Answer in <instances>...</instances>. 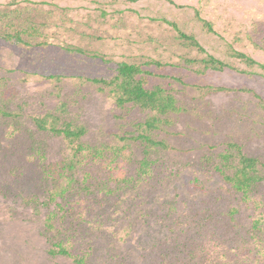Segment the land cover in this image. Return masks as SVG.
Segmentation results:
<instances>
[{
    "label": "rangeland",
    "instance_id": "rangeland-1",
    "mask_svg": "<svg viewBox=\"0 0 264 264\" xmlns=\"http://www.w3.org/2000/svg\"><path fill=\"white\" fill-rule=\"evenodd\" d=\"M172 1L0 0V11L27 8L48 24L39 38L45 46L0 39V264H77L81 257L86 264H264V224L253 229L252 202L216 169L228 143L264 163V111L255 97L264 100V76L197 73L201 64L187 67L182 59L204 55L160 20L244 69L227 45L264 63V0ZM148 59L170 64L150 68L156 74L183 81L150 78L149 87L163 84L180 107L145 132L165 147L131 138L152 112L119 108L109 90L85 80L109 79L118 62ZM62 103L64 113L57 111ZM47 113L58 125H83L84 150L75 154L62 136L39 130L34 118ZM250 194L264 214V181ZM56 243L71 256L49 255Z\"/></svg>",
    "mask_w": 264,
    "mask_h": 264
},
{
    "label": "trees",
    "instance_id": "trees-1",
    "mask_svg": "<svg viewBox=\"0 0 264 264\" xmlns=\"http://www.w3.org/2000/svg\"><path fill=\"white\" fill-rule=\"evenodd\" d=\"M128 2H137L139 0H126ZM173 4L172 0H164ZM195 16L203 27L209 33H214L212 23L202 19L198 10H195ZM161 21L173 27L177 33L179 40H183L189 46L196 48L197 51L204 56L196 58H183L182 62L185 66L190 67L195 64H201V67L196 70L199 74H204L208 70L223 71L225 69H234L245 74H260L264 76V63L258 62L250 55L235 49L231 44H228L227 54L238 60L244 65V69H240L224 60L218 59L215 56L208 54L204 47L196 40L193 35H188L182 32L175 22L169 21L162 17ZM0 39L12 42L18 45L27 47H39L47 45V41L40 40L42 36V28L48 26L46 22L37 21L31 10L27 8H15L12 10L0 11ZM68 52H75L86 55L92 58H103V56L96 51L89 50L75 45H65L63 47ZM106 62L108 60L103 59ZM170 64L160 62L155 59H148L140 63H131L121 61L117 63L116 72L111 78H86L87 82L97 85L100 90H109L114 96L115 103L119 108L126 106L138 107L145 111H150L153 115L147 117L142 123H137L135 126L140 129V132L133 133L132 139L141 140L146 146L165 147L161 141H155L150 138L145 132L156 129L159 125L167 122L164 116L171 113H176L180 110L175 96L168 91L163 84H156L149 87L150 78L160 77L162 79H171L176 82H183L182 79L171 75H159L150 70L152 67L163 68ZM62 75H48L47 78L60 81ZM183 84V83H181ZM209 91H230L232 88L226 87H207ZM239 91L252 92L251 89L241 88ZM259 100V106L264 111V100L259 95L255 94ZM58 112H65V104H60L57 109ZM36 127L41 131H48L54 135L62 136L65 141L71 146L73 152L76 154L84 150V146L80 143V139L86 133V128L83 125L74 126L71 122H63L58 125L57 117L51 113H47L43 117L34 118ZM121 140H127L126 136L121 137ZM124 147V145H123ZM228 150H235L234 156L228 150L219 154L221 166L217 167L222 179L229 184L241 196L244 203L252 202L253 208L256 210L252 221L253 229H259L264 224V214L260 212L262 204L257 201H252L251 191L254 185L264 181V163L260 162L258 158L249 156L242 151V148L236 143H228ZM90 149L88 148V151ZM115 152H121L115 148ZM101 151L98 149L93 152L94 155H100ZM147 161L142 163L145 167ZM228 167L232 168L231 173H227ZM54 199L57 194L51 196ZM50 217H48L47 226L50 224ZM49 255H64L71 256L69 251L62 245V243L53 244L52 248L48 250ZM77 264H86L84 257L76 259Z\"/></svg>",
    "mask_w": 264,
    "mask_h": 264
}]
</instances>
